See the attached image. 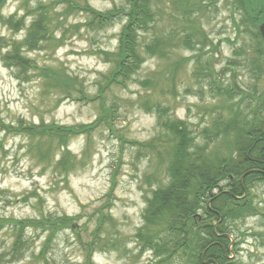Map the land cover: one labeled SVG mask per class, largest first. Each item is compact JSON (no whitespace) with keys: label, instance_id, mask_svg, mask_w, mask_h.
Wrapping results in <instances>:
<instances>
[{"label":"rangeland","instance_id":"1","mask_svg":"<svg viewBox=\"0 0 264 264\" xmlns=\"http://www.w3.org/2000/svg\"><path fill=\"white\" fill-rule=\"evenodd\" d=\"M75 1L101 13L128 8L126 0ZM170 1L151 0L159 17L139 37L145 43L172 33L169 58H147L125 88L112 85L103 91L102 101L112 107V117L68 140L66 149L75 159L65 160L71 167L67 178L57 167L62 148L54 144L48 153L45 138L31 140L0 130V264H87L89 244L94 251L88 264H159L150 251L142 250L136 233L143 226L146 197L163 180L161 158L167 155L170 133L160 127L161 122L165 118L186 122L201 145L205 141L201 131L211 130L219 115L224 121L232 119L230 103L236 101L209 93L208 77L194 65L198 54L213 69L217 83L232 88L237 81L242 89L249 85L250 36L234 27L242 19L235 0H205L189 22L172 12ZM54 2L8 0L1 12L4 19L13 18L11 27L0 23V120L6 125L25 122L78 129L94 124L100 115L99 99L59 101L60 93L43 87L35 69L21 73L1 61L9 43L24 39L32 19L47 16L49 40L25 55L37 68L62 70L88 98L99 95L115 66L113 57L105 54L115 53L125 19L87 31V13L66 14ZM23 17L24 28L15 33L13 27ZM185 33H194L192 41L199 45L183 47ZM222 140L210 145L208 153H224V142L231 140ZM151 142L152 149L142 146ZM100 213L107 218L97 229ZM60 216L71 218L70 228L58 232L42 255L47 234L26 230L18 251L21 259L7 263L14 239L10 220ZM256 222L234 224L231 238L237 239L238 231L264 232V225ZM251 233L240 240L233 264H264V237L252 238Z\"/></svg>","mask_w":264,"mask_h":264},{"label":"trees","instance_id":"2","mask_svg":"<svg viewBox=\"0 0 264 264\" xmlns=\"http://www.w3.org/2000/svg\"><path fill=\"white\" fill-rule=\"evenodd\" d=\"M8 0H0V23L9 27L13 25V18L4 19L1 12ZM171 0L172 12L181 13L180 17L185 21H190L196 11L204 7L205 0ZM128 8L114 7L106 13L98 12L88 5L81 6L75 0H55V5L64 7L66 14L73 12H85L88 20L84 23L87 31H97L110 27L117 21L125 19L122 26L117 47L112 56L114 68L104 78V84L99 88V95L88 98L84 91L76 89L73 81L70 80L60 69L37 68L32 65L29 58L25 55L39 49L42 42L49 40L51 31L49 30L47 16H37L31 20L26 28V34L21 42H11L8 44L9 50L2 56V62L9 68L25 73L27 70L35 69L38 77L42 79L43 87L52 89L60 93L59 101L64 99L95 101L99 99L100 115L96 122L89 126H81L78 129L72 127H59L56 125L36 126L20 122L17 125H6L0 120V130L7 135H22L31 140L39 137L45 138L48 143V153L53 145L58 149H63V155L57 163L61 170V176L67 178L71 167L65 163L67 158L75 159L66 149L67 142L71 136H77L97 126L101 122L111 119L113 109L108 107L103 101V91L112 85L126 87L134 74L138 72L147 58L156 57L159 60L169 58V50L172 48V33L166 37H154L151 41L140 43L139 37L143 33H148L154 25L156 18L159 17L152 7L151 0H126ZM191 6V9L189 8ZM237 6V7H236ZM234 7L241 13L242 19L235 25L237 32L240 28L245 33L256 32L255 25L264 16L263 0H235ZM172 16V15H171ZM25 18L23 17L15 23L13 27L15 33L24 28ZM173 20H178L172 16ZM254 27V28H252ZM184 30V29H183ZM181 44L186 49H193L198 46V41H192L194 33L183 35ZM178 44V42H177ZM239 54H242V52ZM194 61L195 68L205 72L202 76L208 77V91L212 96H222L227 101H232L235 97L233 89L217 83L213 78V69L201 60V54L196 55ZM231 65V64H230ZM232 64L231 66H233ZM148 82H141L142 87H146ZM234 88V87H233ZM75 94V98L73 96ZM103 100V101H102ZM145 105V103L143 104ZM156 111L159 112V107ZM148 111V110H147ZM160 121L163 118L162 112L159 113ZM184 121L165 118L161 122V128L170 133L167 147V155L161 158V163L165 161L163 170V180L157 184V188L150 191V195L145 199V208L142 213L143 226L137 230L136 238L142 244V250L150 251L159 264H225L227 262L225 254L229 241L224 236V230L232 225L231 223H217L204 218L205 211L202 204L203 195L206 189L212 190L214 184L223 178L231 175L237 179L239 174L230 170L236 164L232 163L233 144L231 141L224 142L225 152L217 154L213 151L208 153V147L225 137L229 140V134L233 131L234 119L216 120L213 122L211 130H203L200 135L205 138L203 144H198L197 138L193 136L189 126ZM109 125V124H108ZM110 126V125H109ZM223 142V141H221ZM144 148L152 149L154 143L142 144ZM244 161H240L239 167H243ZM238 167V166H237ZM215 199L212 205L215 204ZM107 217L99 214L98 227ZM70 217H41L40 219H12L14 235L10 246L11 254L7 263L17 262L22 256L18 257V251L23 244L24 232L32 230L46 233L45 247L55 235L70 228ZM95 238H98L94 234ZM91 244L88 245L87 264L91 257Z\"/></svg>","mask_w":264,"mask_h":264},{"label":"flooded vegetation","instance_id":"3","mask_svg":"<svg viewBox=\"0 0 264 264\" xmlns=\"http://www.w3.org/2000/svg\"><path fill=\"white\" fill-rule=\"evenodd\" d=\"M263 21L264 16L255 25L256 32L246 33L250 36L247 47L250 53L249 85L242 89L236 81L234 88H231L235 94L233 100L236 101L230 103L231 118L238 125H234L227 137L234 143L232 163L238 166L230 170H234L239 176L237 179L231 175L223 178L213 185L211 191L206 189L202 199L205 219L232 224L224 230V236L229 241L225 264H233L240 240L251 233L237 230L238 238L233 240L230 236L233 225L245 224L250 220L264 225V39L258 31ZM227 41L230 42L228 39ZM221 118L222 115H219V121L223 120ZM222 138L220 136L221 140ZM240 161H244L243 167H239ZM214 199L216 201L212 205ZM250 236L264 237V232L251 233Z\"/></svg>","mask_w":264,"mask_h":264},{"label":"water","instance_id":"4","mask_svg":"<svg viewBox=\"0 0 264 264\" xmlns=\"http://www.w3.org/2000/svg\"><path fill=\"white\" fill-rule=\"evenodd\" d=\"M258 31H259L261 37L264 39V21L259 25Z\"/></svg>","mask_w":264,"mask_h":264}]
</instances>
